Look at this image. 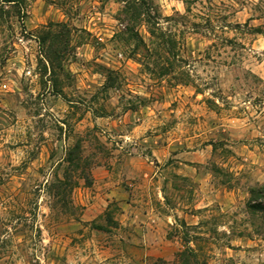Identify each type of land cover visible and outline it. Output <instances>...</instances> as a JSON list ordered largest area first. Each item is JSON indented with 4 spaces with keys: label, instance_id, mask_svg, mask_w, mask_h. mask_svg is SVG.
<instances>
[{
    "label": "rangeland",
    "instance_id": "rangeland-1",
    "mask_svg": "<svg viewBox=\"0 0 264 264\" xmlns=\"http://www.w3.org/2000/svg\"><path fill=\"white\" fill-rule=\"evenodd\" d=\"M144 2L0 0V264H264V0Z\"/></svg>",
    "mask_w": 264,
    "mask_h": 264
},
{
    "label": "trees",
    "instance_id": "trees-1",
    "mask_svg": "<svg viewBox=\"0 0 264 264\" xmlns=\"http://www.w3.org/2000/svg\"><path fill=\"white\" fill-rule=\"evenodd\" d=\"M8 2H12L13 0H5ZM125 3L124 8L122 9V12L124 14L127 13H141L142 5H145L144 0H123ZM74 29L72 27H69V25L66 22H58V23H49L48 25L44 26L41 30L38 32V36H36V40L41 48L40 51V58L37 59L38 65L42 68V75L49 73V76L55 75V68L62 69L63 62L67 60V58L70 55V36ZM150 35L153 36V33L150 32ZM139 42L142 43V40ZM155 55V53H154ZM157 56V55H156ZM161 59V58H160ZM166 60V59H165ZM62 62V63H61ZM159 70L162 71L163 74H166L168 72V69L165 67L159 68ZM94 130L96 127L94 126ZM81 153V141H76L71 149H69L65 155V157L62 160V166L63 168V179L64 182L61 181L62 184H67V186H70L72 188L74 183H68L67 180H70V175L68 173L74 172L79 169V162L81 161L82 156ZM75 162L77 164H75ZM96 166V165H94ZM93 166V167H94ZM99 166V165H97ZM88 168H82L80 170V173H78L77 178L79 180H83L84 183L89 186L92 181L90 179V176L85 173V171H88ZM73 185V186H72ZM259 194L264 195V186L257 191ZM250 194H254V191H251ZM248 208L252 211H264V205H262L260 202H251L248 205Z\"/></svg>",
    "mask_w": 264,
    "mask_h": 264
},
{
    "label": "crops",
    "instance_id": "crops-1",
    "mask_svg": "<svg viewBox=\"0 0 264 264\" xmlns=\"http://www.w3.org/2000/svg\"><path fill=\"white\" fill-rule=\"evenodd\" d=\"M162 136H164V135H159V138H162ZM168 146H170V144H167V146H165L163 143H161V145H159L160 149L161 148L162 149L166 148ZM184 166H186V165L184 164ZM105 174H106L105 171L99 169V170H95L92 173V176L94 178V181L97 182ZM98 214H99V211L97 210V208H94V205L92 204L89 208L84 210V213L81 216V220L82 221L92 222L98 216ZM132 214H135V213L134 212H127V211L121 212L120 213V218H121L120 222H121V224L131 225V224L135 223L136 224V226H135L136 228L140 227L141 226L140 224H138L137 222L133 221L134 216L132 217ZM154 217L159 220L158 223H155V226H157V231L156 232L159 233V229H161L160 227H161V217L162 216H160L159 214H154ZM141 222L143 223V221H141ZM145 223L147 224V222H145ZM155 239H157V238H155ZM155 239L153 241V244H154L153 248H155V245L160 244V242L162 241L161 238H159V237H158L157 240H155ZM136 241H137L136 244H138L139 241L138 240H136Z\"/></svg>",
    "mask_w": 264,
    "mask_h": 264
}]
</instances>
